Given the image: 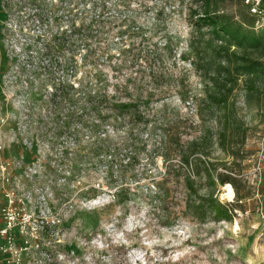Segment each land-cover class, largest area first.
<instances>
[{
  "label": "rangeland",
  "instance_id": "rangeland-1",
  "mask_svg": "<svg viewBox=\"0 0 264 264\" xmlns=\"http://www.w3.org/2000/svg\"><path fill=\"white\" fill-rule=\"evenodd\" d=\"M0 1V161L35 163L25 264H264V85L239 79L225 140L188 54L201 2Z\"/></svg>",
  "mask_w": 264,
  "mask_h": 264
},
{
  "label": "trees",
  "instance_id": "trees-1",
  "mask_svg": "<svg viewBox=\"0 0 264 264\" xmlns=\"http://www.w3.org/2000/svg\"><path fill=\"white\" fill-rule=\"evenodd\" d=\"M198 1L202 10L196 8L190 12L195 18L196 33L188 44L189 59L203 76L204 100L220 121L226 140L229 127H234L232 122L236 111L232 95L239 79L245 77L244 87L249 92H256L260 85H264V28L256 29V16L253 14H241L237 18L227 12L223 6L226 0ZM262 4L264 6V0ZM183 58L186 59L185 56ZM141 117L139 115V120ZM229 136L233 140L244 137L243 134ZM233 140L231 142L236 143ZM198 149L195 140L180 148L178 153L182 162L192 165ZM228 179L219 176L222 184L230 181ZM211 204L217 219H231L232 208L215 199Z\"/></svg>",
  "mask_w": 264,
  "mask_h": 264
},
{
  "label": "built area",
  "instance_id": "built-area-1",
  "mask_svg": "<svg viewBox=\"0 0 264 264\" xmlns=\"http://www.w3.org/2000/svg\"><path fill=\"white\" fill-rule=\"evenodd\" d=\"M245 2L249 6L250 12L257 17V22L264 25L262 0H245ZM2 149L3 145L0 143V151ZM25 163L35 164L28 162L25 155L15 160L1 159L0 161L2 190L0 196V264H25L24 253L33 246L28 237L35 230V228H31L32 214L27 210L30 192L22 186L24 184L21 176L15 174L19 170H24L23 173L29 175L25 170L27 167ZM35 173L37 174L38 171ZM33 180L35 181V178ZM19 235L26 238L21 246L17 242ZM36 246L39 245L36 244Z\"/></svg>",
  "mask_w": 264,
  "mask_h": 264
},
{
  "label": "bare ground",
  "instance_id": "bare-ground-1",
  "mask_svg": "<svg viewBox=\"0 0 264 264\" xmlns=\"http://www.w3.org/2000/svg\"><path fill=\"white\" fill-rule=\"evenodd\" d=\"M229 192L232 193V187L231 186H229Z\"/></svg>",
  "mask_w": 264,
  "mask_h": 264
},
{
  "label": "crops",
  "instance_id": "crops-1",
  "mask_svg": "<svg viewBox=\"0 0 264 264\" xmlns=\"http://www.w3.org/2000/svg\"><path fill=\"white\" fill-rule=\"evenodd\" d=\"M0 3H1V1H0Z\"/></svg>",
  "mask_w": 264,
  "mask_h": 264
}]
</instances>
